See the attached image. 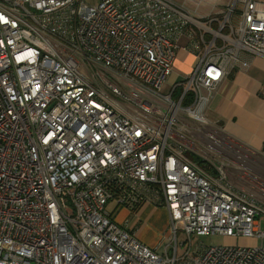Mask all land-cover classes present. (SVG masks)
Returning <instances> with one entry per match:
<instances>
[{"label":"built area","instance_id":"2783aa9c","mask_svg":"<svg viewBox=\"0 0 264 264\" xmlns=\"http://www.w3.org/2000/svg\"><path fill=\"white\" fill-rule=\"evenodd\" d=\"M212 6L0 0V264H264V178L232 187L206 116L264 58V2ZM179 51L191 68L169 85ZM143 206L167 209L160 252L112 215Z\"/></svg>","mask_w":264,"mask_h":264},{"label":"crops","instance_id":"0c3cea01","mask_svg":"<svg viewBox=\"0 0 264 264\" xmlns=\"http://www.w3.org/2000/svg\"><path fill=\"white\" fill-rule=\"evenodd\" d=\"M229 1L206 0L208 7L205 10H213V4H225ZM201 3L189 9L200 10ZM187 57H190L187 52L179 51L174 65ZM246 59L249 61L246 69L234 72L230 78L221 82L218 92L210 102L207 119L217 126L226 138L255 156L257 161L253 162V173L257 175L264 174V58L246 56ZM232 187L235 190L241 188L235 183H232ZM148 207L143 206L138 214L144 213ZM137 233L140 236L139 230ZM145 242L148 246L156 248L154 244Z\"/></svg>","mask_w":264,"mask_h":264},{"label":"rangeland","instance_id":"374dc122","mask_svg":"<svg viewBox=\"0 0 264 264\" xmlns=\"http://www.w3.org/2000/svg\"><path fill=\"white\" fill-rule=\"evenodd\" d=\"M177 2H183V0H174ZM204 0L199 6L200 10H192L194 13H199L200 15H207L211 10H205L208 7L207 3ZM186 6L192 8L194 6V0H185ZM227 4V3H225ZM225 4L220 3L217 7L218 10L222 9ZM185 60L180 59L179 62L174 65L172 73L167 77V84L171 85L176 80L185 76L191 68L193 57L189 55ZM165 91V88L162 89ZM209 113L207 112V117ZM225 143L227 146L226 153H230L229 159L231 160L229 170V182L236 183L242 188L250 187L254 183H261V179L264 178V174L255 175L253 172L254 163L257 161L253 154H249L248 150L238 146L237 144L230 142L225 139ZM254 162V163H253ZM114 208L113 203H109L107 205V210L112 211ZM115 220L119 223H124V220L127 218V225L131 229L137 228V232L139 230L140 236L138 233V237L141 241L146 243L147 241L150 244H154L156 250L160 252L162 248L166 245L167 239L166 235L168 234V212L165 207H153L149 206L144 213L138 215L134 214V211L131 212L125 208H116L112 214ZM259 229L264 231V218L261 216L259 218ZM183 235L180 232L178 227V239L182 240ZM200 239L210 245L215 246H225V245H233L236 243H252L251 241H244L243 237L238 239L227 237L221 234H212L210 236H202ZM254 242V241H253ZM264 242V241H263ZM260 243V240L257 241ZM147 244V243H146ZM171 251V250H170Z\"/></svg>","mask_w":264,"mask_h":264},{"label":"trees","instance_id":"16d2710c","mask_svg":"<svg viewBox=\"0 0 264 264\" xmlns=\"http://www.w3.org/2000/svg\"><path fill=\"white\" fill-rule=\"evenodd\" d=\"M138 209V208H137Z\"/></svg>","mask_w":264,"mask_h":264}]
</instances>
